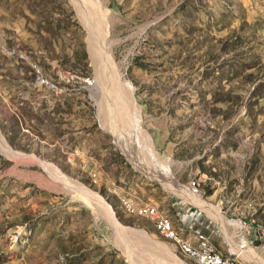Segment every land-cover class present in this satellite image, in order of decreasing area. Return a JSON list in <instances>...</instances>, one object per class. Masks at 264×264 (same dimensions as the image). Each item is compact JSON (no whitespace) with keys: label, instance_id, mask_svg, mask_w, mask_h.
Returning <instances> with one entry per match:
<instances>
[{"label":"rangeland","instance_id":"374dc122","mask_svg":"<svg viewBox=\"0 0 264 264\" xmlns=\"http://www.w3.org/2000/svg\"><path fill=\"white\" fill-rule=\"evenodd\" d=\"M94 2L108 72L69 0H0V136L25 156L0 152V264H191L155 226L177 231L167 215L187 199L166 187L191 180L234 242L229 219L261 228L243 262L264 264V0ZM126 89L149 156L142 170L115 140L132 133L117 119Z\"/></svg>","mask_w":264,"mask_h":264},{"label":"bare ground","instance_id":"6f19581e","mask_svg":"<svg viewBox=\"0 0 264 264\" xmlns=\"http://www.w3.org/2000/svg\"><path fill=\"white\" fill-rule=\"evenodd\" d=\"M69 1H70V4L75 9L76 14L79 17L80 21L82 22V24L86 27L87 31L89 32L88 45H89V49L91 52V58L93 59L92 61H94L97 68H99V71H100V69L103 68L104 72H108L107 70L109 69L108 67L110 64V62H109L110 60H109V56H108V48H107V43H106L105 28H106L107 22H106L104 11L97 7V3L94 2V0H69ZM96 30L99 31L100 33L98 34L96 32ZM105 69H107V70H105ZM104 72H102V73H104ZM100 74H101V72H100ZM106 75H108V74L106 73ZM104 76H105V74H104ZM108 76L106 78L103 77L104 81H105V85H107L106 82H108L105 79L109 80ZM103 83L104 82H102V84ZM108 84H109V82H108ZM109 85H111V84H109ZM113 85L114 84L111 85V89H112ZM97 87L98 86L96 85L94 91H92V92H95L98 89ZM126 90H123V93L120 94L121 97L124 96V92H126ZM111 93H112V91H111ZM127 93L129 95L128 101L126 99L124 101H127L128 103L126 102V104H128V105H126L123 102L120 106L121 110H123L124 113L127 112V116L125 118V114L123 113L124 115L121 116L122 118H119V116H118L117 119L120 122L123 121L124 124H126V125L130 124V126H131L130 130L132 133H130V131H124V130L121 131L120 130L116 134L115 140H116V143L118 144L119 148L129 158V160L133 163V165L137 169L142 170V168H144V165H143L144 163H143V160L140 161L139 159H141L142 155L145 159L149 158V156L146 154L147 153L146 149H144V147L140 146V144H139L141 142L140 139H142V137L140 135H138V133H139L138 123H137L138 116L136 113L137 108H136V105H135L133 99L131 98V95L129 94L128 90L126 92V96H127ZM121 97H120V100H122ZM96 101H97V103L99 102L98 100H96ZM99 104H100V102H99ZM116 104H119V103L117 102ZM99 106L101 107L102 105L100 104ZM108 106H110V105H108ZM110 110H111V108H110ZM118 110H120V109H118ZM128 117H129V120H128ZM105 118H106V116H105ZM131 118H132V121H130ZM117 119H115V120H117ZM116 124H117V122H116ZM124 124L121 123L118 126H115L114 128H112L114 130H111V126H110V128H107L108 129L107 131L112 134V131L117 130V128L122 126V125L124 126ZM120 128L122 129V127H120ZM136 129H137L138 133H135ZM135 140H136L138 147L135 145L136 143H134ZM0 152L5 157L11 158V159L22 158V157L25 158V156H23L17 152H13L10 149V147L8 146V144L4 141L2 136H0ZM50 172H51V175L55 179L60 178L58 173L54 172L52 170V168H51ZM168 181H169V179H168ZM176 185L177 186L170 185L169 187L167 186L166 188H169V190L175 191L177 194H179L181 196H185L183 198H187V199L191 198V200H193V203H195V204H200V205L203 204L202 200L200 199L199 196H194V195H192V194H194L193 192L191 194V192L189 190H185L186 188H184L183 186L182 187L184 189H182L178 184H176ZM205 206H207V205H205ZM87 207H89L93 212H95L97 214H101L102 216H104L107 219V222L108 221L111 222L110 218H108L107 210L104 211L102 206H100L98 203L93 202V201H87ZM203 207H204V205H203ZM148 211H149V213L145 212L143 210V208H141L138 213L145 215L146 217H148L149 219H151L153 221L158 216L157 210L155 208H149L148 207ZM110 224H112V222ZM155 226H156L158 235H160L166 242L174 244L179 255L181 257H183L184 259L188 260L191 264H210V263H207L206 261L222 262L223 264H246L245 262L237 260L236 259L237 257L232 258V257L225 256V255L221 254L216 249V247L210 242V240L207 238V236H205L202 233L196 234L193 237V239H189L187 237L182 236L180 233L177 232L178 230L176 231L173 227L170 228L168 226V222L166 220H160V219L156 220ZM145 235L146 234L142 231L141 232L133 231L132 236L130 238H132L134 240H139L140 242H142V237ZM119 238H121V239L123 238L121 233L119 234ZM183 244L186 245L188 247V249L185 246H183Z\"/></svg>","mask_w":264,"mask_h":264},{"label":"crops","instance_id":"0c3cea01","mask_svg":"<svg viewBox=\"0 0 264 264\" xmlns=\"http://www.w3.org/2000/svg\"><path fill=\"white\" fill-rule=\"evenodd\" d=\"M196 195L203 198L202 190H198ZM175 201L179 202L178 209H176V206L172 205L173 213L167 215V217L170 219L173 226L179 230L180 233L184 234H181L182 236L193 239L196 234L202 233L207 236L221 254L232 258L235 255L237 258H234L237 260L242 262L245 261L244 257L249 254L247 250L250 248L253 249V238H255L254 235L256 234L255 225L251 222V219L247 220L244 217H237L228 220L229 224L226 227L235 226L241 234V238L237 242H234L232 235H229L211 224L213 217L209 214L214 215L224 226L227 224L226 220L216 213L212 204L206 203L204 200H202V205L195 204L189 199H177L172 202L174 203ZM193 232L195 235H193ZM243 253L246 255L244 256Z\"/></svg>","mask_w":264,"mask_h":264},{"label":"built area","instance_id":"2783aa9c","mask_svg":"<svg viewBox=\"0 0 264 264\" xmlns=\"http://www.w3.org/2000/svg\"><path fill=\"white\" fill-rule=\"evenodd\" d=\"M187 188L189 189V190H192V192L193 193H196L197 194V192H198V188H197V184H195V181L194 180H191V181H189V184L187 185ZM178 201L176 202H174L173 203V205L174 206H176V209H178ZM137 207H142L143 208V210L145 211V212H147V213H149V211H148V205H144V206H137ZM154 219V218H153ZM159 223V222H158ZM161 224V223H160ZM261 228L259 227V226H257V227H255V233L256 234H261ZM183 246H185L187 249H188V247L186 246V245H184L183 244ZM197 254V253H196ZM198 255V254H197ZM234 257H236L235 255H234ZM207 263H210V264H223L222 262H209V261H206ZM247 264V263H246Z\"/></svg>","mask_w":264,"mask_h":264}]
</instances>
